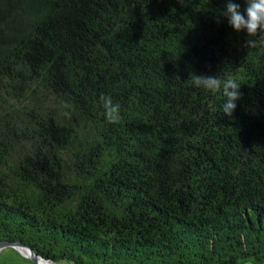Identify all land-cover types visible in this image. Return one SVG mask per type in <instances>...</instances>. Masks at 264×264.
<instances>
[{
  "label": "trees",
  "instance_id": "obj_1",
  "mask_svg": "<svg viewBox=\"0 0 264 264\" xmlns=\"http://www.w3.org/2000/svg\"><path fill=\"white\" fill-rule=\"evenodd\" d=\"M227 3L0 0V240L60 264L264 262V36ZM193 73L241 85L232 116Z\"/></svg>",
  "mask_w": 264,
  "mask_h": 264
},
{
  "label": "clouds",
  "instance_id": "obj_2",
  "mask_svg": "<svg viewBox=\"0 0 264 264\" xmlns=\"http://www.w3.org/2000/svg\"><path fill=\"white\" fill-rule=\"evenodd\" d=\"M182 2V0H181ZM246 8L242 14L240 4L228 0L223 16L227 17L228 24L237 32L246 31L248 37H255L258 34L264 36V0H246ZM256 40L248 39L246 47H255ZM192 86L205 91L221 90L224 97L222 113L232 116L236 108V102L241 99V85L232 78H227L223 82L217 76H204L190 74L188 79ZM103 102L104 115L108 122L116 123L120 119L119 105L113 104L111 98L101 96Z\"/></svg>",
  "mask_w": 264,
  "mask_h": 264
},
{
  "label": "rangeland",
  "instance_id": "obj_3",
  "mask_svg": "<svg viewBox=\"0 0 264 264\" xmlns=\"http://www.w3.org/2000/svg\"><path fill=\"white\" fill-rule=\"evenodd\" d=\"M0 264H35L29 257L23 255L12 246L0 248ZM233 264H264L253 258H242Z\"/></svg>",
  "mask_w": 264,
  "mask_h": 264
},
{
  "label": "water",
  "instance_id": "obj_4",
  "mask_svg": "<svg viewBox=\"0 0 264 264\" xmlns=\"http://www.w3.org/2000/svg\"><path fill=\"white\" fill-rule=\"evenodd\" d=\"M4 246H12L14 248H16L17 250H19L17 247H23L27 250V257H29L35 264H39V260H43V261H48L51 262L52 264H60L57 263L55 261H53L52 259H48V258H44L42 256H40L39 254H37L30 246L18 241V240H14V241H9V240H0V248L4 247Z\"/></svg>",
  "mask_w": 264,
  "mask_h": 264
},
{
  "label": "bare ground",
  "instance_id": "obj_5",
  "mask_svg": "<svg viewBox=\"0 0 264 264\" xmlns=\"http://www.w3.org/2000/svg\"><path fill=\"white\" fill-rule=\"evenodd\" d=\"M19 249V251L23 254V255H27V250L23 247L18 246L17 247ZM39 264H52L51 262L48 261H43V260H39Z\"/></svg>",
  "mask_w": 264,
  "mask_h": 264
}]
</instances>
